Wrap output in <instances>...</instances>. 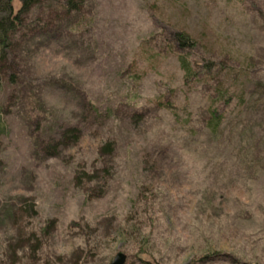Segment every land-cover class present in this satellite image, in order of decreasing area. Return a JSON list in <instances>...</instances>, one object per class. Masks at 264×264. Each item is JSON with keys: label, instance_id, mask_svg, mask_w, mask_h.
<instances>
[{"label": "rangeland", "instance_id": "obj_1", "mask_svg": "<svg viewBox=\"0 0 264 264\" xmlns=\"http://www.w3.org/2000/svg\"><path fill=\"white\" fill-rule=\"evenodd\" d=\"M56 25L0 85V264H264V0H89ZM177 31L216 80L186 83Z\"/></svg>", "mask_w": 264, "mask_h": 264}, {"label": "trees", "instance_id": "obj_2", "mask_svg": "<svg viewBox=\"0 0 264 264\" xmlns=\"http://www.w3.org/2000/svg\"><path fill=\"white\" fill-rule=\"evenodd\" d=\"M16 0H0V85L7 79L10 83L16 82V73H12L17 66L18 51L20 48V39L23 42L27 39L39 35L54 33L58 27V21H67L75 17L76 14L82 12L89 0H19L21 7L16 12L14 2ZM54 4L51 10L48 4ZM48 8V21L30 23L28 20L36 10ZM63 15H60V14ZM63 17V18H62ZM19 42V43H18ZM168 47L169 53L175 56L180 63L184 72L186 83L201 82L202 77L206 79L212 78L216 80L215 75L219 71V67L213 62L200 65L196 61H192L191 53L198 49V43L188 34L183 32H174L169 37ZM217 69V70H216ZM216 70V71H215ZM205 82V81H204ZM231 96L224 89H216L210 105L206 109V129L210 131L212 136L220 133L226 121V112L230 107ZM5 126L0 123V135L4 132ZM64 132V139H69L72 131ZM63 139V140H64ZM42 141V152L55 156L57 154L58 145L54 141ZM218 255L210 254L204 261H213ZM146 264V263H145ZM151 264V263H149Z\"/></svg>", "mask_w": 264, "mask_h": 264}, {"label": "water", "instance_id": "obj_3", "mask_svg": "<svg viewBox=\"0 0 264 264\" xmlns=\"http://www.w3.org/2000/svg\"><path fill=\"white\" fill-rule=\"evenodd\" d=\"M127 257L123 254H119L112 264H126Z\"/></svg>", "mask_w": 264, "mask_h": 264}]
</instances>
